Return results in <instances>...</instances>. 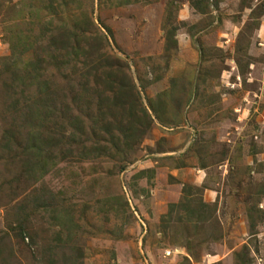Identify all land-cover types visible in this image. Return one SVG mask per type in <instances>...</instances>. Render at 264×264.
Masks as SVG:
<instances>
[{"label": "rangeland", "instance_id": "1", "mask_svg": "<svg viewBox=\"0 0 264 264\" xmlns=\"http://www.w3.org/2000/svg\"><path fill=\"white\" fill-rule=\"evenodd\" d=\"M216 1L217 9L213 5ZM241 1L210 0L208 14L197 12L190 0H152L112 9L96 5L95 19L111 43L110 51L117 54L120 63L129 64V73L145 102L160 90L169 89L173 77H180V84H188L193 78L195 88L201 47L210 52L221 48L224 70L218 76V66L214 67L212 81L203 86L205 91L186 102L182 113L177 112L182 120L179 126H154L124 171L109 159L79 162L69 158L36 185L28 188L21 182L9 190L7 182L19 174L6 165L0 152V264H63L61 257L71 247L74 254L76 249L83 251L78 264H181L188 256L182 245L185 231L190 228L193 233L196 223L174 222L165 232L161 217L170 203L181 199L184 184L208 187L204 199L218 203L217 232L222 237L215 242L211 240L214 235L201 231L196 238L198 259H192V264H235V254L245 245L252 264H264V198L259 206L262 214L254 212L255 229L248 219V208L264 196V0H245L251 9L258 7L263 14L259 25H252L241 39L246 56L238 66V38L252 23L251 9H242ZM29 3L0 0V66L10 55L11 32L6 28L21 22L17 11H27ZM170 3L169 24L179 30L178 50L167 63L161 56ZM152 63L158 65L155 70L150 67ZM140 75L145 82L156 76L162 79L142 90ZM186 87L184 101L189 92ZM212 100L216 103L207 106ZM193 142L201 148L200 154L191 149ZM202 162L207 168H200ZM179 163L186 168L173 169ZM145 169L156 171L152 187L147 179H135L136 173ZM41 188L58 197L55 206L73 215L67 222L73 229L61 234L66 245L57 241L60 226L55 214L36 212L33 205L28 208L32 239L23 241L12 234L13 222L24 219L23 201L29 199L33 204Z\"/></svg>", "mask_w": 264, "mask_h": 264}, {"label": "trees", "instance_id": "2", "mask_svg": "<svg viewBox=\"0 0 264 264\" xmlns=\"http://www.w3.org/2000/svg\"><path fill=\"white\" fill-rule=\"evenodd\" d=\"M29 1L27 11H17V19L21 22L6 28L11 32L10 55L3 59L0 66V152L5 155L6 165L13 167L19 174L7 182L9 190L13 184L21 182L28 188L36 185L69 158L79 162L109 159L119 171H124L134 162L138 147L150 136L154 126L157 123L164 129L179 126L182 120L177 117V112L182 113V106L186 102L188 104L192 97L196 98L199 91H205L203 86L212 81L214 67L218 66V76L224 70L222 49L216 47L210 52L209 48L201 47L195 88L193 78L188 84H180L181 78L173 77L169 89L160 90L145 102L129 73V64L120 63L117 54L110 51L111 43L96 22L95 8L98 5L100 9H112L142 2L151 3L152 0ZM209 1L190 0V4L200 14H208L211 6ZM216 2L213 4L215 9L218 8ZM172 6L170 3L167 7L168 22L165 27L164 53L161 56L166 58V62L178 50L176 36L179 27L169 24ZM241 7L252 8L245 0L241 1ZM258 11H261L258 7L251 9L252 23L246 25L238 38L235 57L238 66H241L242 57L246 56L241 39L248 30L251 31L252 25H259L263 11ZM21 25L24 26L22 29ZM95 32L99 34L98 38L94 36L98 35ZM107 32L111 34L110 29ZM154 66L158 67L157 63L150 64L152 70H155ZM139 79L143 83L142 90H145L148 84L162 78L156 76L148 83L142 76ZM186 86H189V92L184 101L182 93ZM214 103L216 101L212 100L207 106ZM191 149L200 154L201 148L196 142L192 143ZM186 166L179 163L173 169ZM200 168L205 169L207 166L202 162ZM155 173V169H145L136 173L135 179H147L152 187ZM195 187L184 184L181 199L170 203L167 213L161 217L165 232L174 222L196 223L193 233L190 228L185 231L186 242L182 245L188 256L181 264H192V259H198L195 249L201 231L214 235L215 238L211 240L215 242L222 240L217 232L220 226L216 214L217 201L214 204L205 201L206 185ZM142 193L149 195L150 191L142 190ZM57 198L41 188L38 195L33 197V204H30L29 199L23 201L21 212L25 216L13 222L15 225L10 227L13 236L23 241L29 237L32 239L29 223L32 215L28 214V208L33 205L36 212L51 211L55 214L54 220L60 226L57 241L65 244L61 234L73 229L67 225L73 215L69 210L55 206ZM263 198L248 208L252 230L256 227L254 212L262 214L259 206ZM51 207L54 208L49 209ZM73 251L71 247L61 257L63 264H78L83 251L81 248L75 250L76 254ZM249 251L248 245L243 246L235 254V264H252ZM55 263L53 261L51 264Z\"/></svg>", "mask_w": 264, "mask_h": 264}, {"label": "crops", "instance_id": "3", "mask_svg": "<svg viewBox=\"0 0 264 264\" xmlns=\"http://www.w3.org/2000/svg\"><path fill=\"white\" fill-rule=\"evenodd\" d=\"M205 201H207V200H205Z\"/></svg>", "mask_w": 264, "mask_h": 264}]
</instances>
